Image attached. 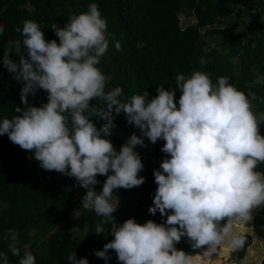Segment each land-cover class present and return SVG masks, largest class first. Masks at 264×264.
<instances>
[{
	"label": "clouds",
	"instance_id": "obj_1",
	"mask_svg": "<svg viewBox=\"0 0 264 264\" xmlns=\"http://www.w3.org/2000/svg\"><path fill=\"white\" fill-rule=\"evenodd\" d=\"M57 40L48 41L38 22L24 20L15 31L20 39L4 45L3 66L23 81L21 102L11 118L0 120V135L21 149L31 152L45 171H55L75 178L87 191L81 205L102 221L95 228L113 239L95 255L107 261L114 251L119 264H193L191 256L175 245L187 238L192 249H206L211 256L227 242L232 250L242 249L246 238L230 234L234 223H247L253 211L264 209V173L256 171L264 163V112H254L258 97L249 90L240 91L228 77H217L193 70L190 75L175 76V87H156L157 95L133 94L123 98L121 87L106 90L111 81L99 67L109 48L108 24L96 3L87 11L71 14L63 28L51 27ZM5 26L0 24V35ZM121 51L119 40L114 42ZM10 53L20 56L19 64ZM207 60L201 57L200 68ZM256 84L264 83L258 78ZM47 93V102L39 107L28 104V95L36 90ZM180 96L175 99L176 92ZM95 102V103H93ZM121 113L137 127L117 151L108 139ZM105 122L97 128L91 119ZM165 143L160 149L168 155L154 170L157 184L153 206L166 221L152 220L138 224L134 218L118 224L119 189L129 190L145 182L138 174L143 170L137 146ZM162 170V171H161ZM105 176L97 192V176ZM227 222L222 226L221 221ZM8 250L20 256L18 233L5 234ZM70 264H89L87 258H67ZM0 264H9L8 255L0 252ZM18 264H36V257L25 251Z\"/></svg>",
	"mask_w": 264,
	"mask_h": 264
},
{
	"label": "trees",
	"instance_id": "obj_2",
	"mask_svg": "<svg viewBox=\"0 0 264 264\" xmlns=\"http://www.w3.org/2000/svg\"><path fill=\"white\" fill-rule=\"evenodd\" d=\"M91 3L98 5L108 24L109 48L99 64L102 72L112 77L106 90L121 87L125 99L146 91L151 99L157 95L156 87H175L177 74L188 76L193 70H200L209 73L213 83L217 77H228L238 90H251L258 97L253 111L264 112V83H255L258 78L264 79V0H0V24L5 26L0 35V120L20 115L15 108L26 107L21 102L24 82L17 81L2 63L6 42L20 39L16 27H22L24 20L36 21L46 40L59 43L52 25L63 28L69 15L87 11ZM180 14L193 18V22L181 26ZM232 15L244 18L243 28L236 33L219 27L223 19L232 21ZM116 40L120 41L121 51L115 50ZM201 57L207 60L204 68L199 65ZM10 58L19 64L20 56L10 53ZM179 96L177 91V106ZM27 99L30 106L39 107L47 102V93L38 89ZM91 119L97 128L105 122L98 117ZM114 124L108 139L117 151L133 133L141 135L123 113L115 117ZM260 134L264 136V124L260 125ZM143 139L145 146L138 145L136 151L144 165L138 175L145 182L116 191L119 204L113 215L118 224L129 218L138 224L166 221L159 211L156 215L148 211L157 188L153 172L169 158L160 150L165 141L152 144ZM31 155L13 144L6 134L0 135V252L8 255L9 264H18L25 251L33 253L36 264H70L67 258L73 252L77 259L87 258L89 264H106L95 252L113 239L108 235L111 225L105 224L102 234L94 232L103 218L81 205L87 190L75 178L43 170L38 161L28 158ZM256 171L264 173V163ZM105 179L97 176V192ZM226 222L221 221V225ZM70 225L75 233L67 228ZM261 227L263 249L257 264H264V209ZM9 230L18 233L20 256H13L8 250L9 242L4 236ZM242 236L246 243L233 251L237 258L242 257L250 242L248 234ZM175 247L186 254L202 251L192 249L187 238ZM109 255L107 264H119L114 251L110 250Z\"/></svg>",
	"mask_w": 264,
	"mask_h": 264
},
{
	"label": "rangeland",
	"instance_id": "obj_3",
	"mask_svg": "<svg viewBox=\"0 0 264 264\" xmlns=\"http://www.w3.org/2000/svg\"><path fill=\"white\" fill-rule=\"evenodd\" d=\"M233 20L227 22L223 19L219 26L223 30H228L232 33H236L244 26V18L238 15H232ZM180 25L184 26L190 22H193V18L185 17L182 14L179 15ZM235 23L236 26H232ZM206 29V28H204ZM203 29V30H204ZM118 196V195H117ZM77 214V212H75ZM253 219L247 223H234L232 225L231 233L235 235H249V244L246 246L241 258H237L227 242L217 247V251L212 253L211 256H205L202 249L200 253L187 254L192 257L193 264H257L261 258L263 249V231L261 227V209L254 210ZM62 225L63 223H59ZM223 226V225H222ZM71 233H75L76 230L73 225L67 227ZM199 254V256H195Z\"/></svg>",
	"mask_w": 264,
	"mask_h": 264
}]
</instances>
